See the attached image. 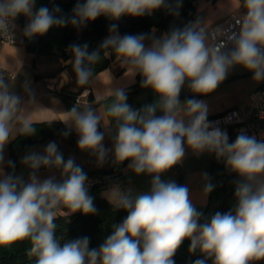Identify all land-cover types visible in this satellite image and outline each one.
<instances>
[{"label": "clouds", "instance_id": "9594fccd", "mask_svg": "<svg viewBox=\"0 0 264 264\" xmlns=\"http://www.w3.org/2000/svg\"><path fill=\"white\" fill-rule=\"evenodd\" d=\"M182 4L183 0H76L68 17L58 5L37 8V0H0V38L7 37L15 53L14 63L6 58V64L22 66L15 47V21L21 16L27 20L23 37L31 41L54 27L70 24L80 29L100 17L115 22L162 8L178 17ZM229 18L227 27H213L198 16L160 36L155 29L151 35H121L112 23L97 49L89 52L87 43L68 46L76 84L89 94L95 65L102 57H114L130 83L139 76L141 89L151 90L155 97L134 108L127 102L126 86L113 87L111 103L97 106L78 97L59 120L65 125L61 136L75 132L78 150L95 157L98 166L111 156L114 165L127 161V170L151 177L147 192L134 193L119 185L108 190L114 206L127 215L112 225L99 248H90L88 237L57 236L58 218L97 213L87 173L74 157L65 160L58 143L49 141L42 153L30 150L21 157V165L29 169L26 179L16 172V162L6 159V147L17 137L37 135L32 116L46 109L36 102L28 81L22 86L25 99L14 90L15 78L0 70V248L27 242V256L34 264H175L176 252L189 240V253L198 250L203 257L193 264H264V134L258 138L242 129L230 141L224 129L209 121L206 101L196 98L215 92L237 67L252 73L255 83L264 82V0H240ZM185 87L192 95L181 101ZM189 151L214 155L237 177L234 203L205 222L189 187L162 179ZM41 168L59 171L60 179L54 174L41 179ZM202 179L208 195L215 185L208 173Z\"/></svg>", "mask_w": 264, "mask_h": 264}, {"label": "crops", "instance_id": "0c3cea01", "mask_svg": "<svg viewBox=\"0 0 264 264\" xmlns=\"http://www.w3.org/2000/svg\"><path fill=\"white\" fill-rule=\"evenodd\" d=\"M240 0H196L194 3L195 14L194 19L198 16L206 18L209 24L213 27L217 26L223 19L234 12L239 6ZM27 23V21H25ZM155 29V35L160 36L163 31ZM22 32V29H21ZM15 47L19 49V58L22 61V66L15 63L11 68L6 64H12L14 61L11 57L15 55L13 45H5L0 50V67L6 70L7 73L14 74V90L16 93L25 97L23 91V84L25 81L30 83V87L35 93L36 102L46 110L38 111L32 119L37 123H61L59 120L65 117L63 111L69 110L75 105L78 97L82 103H94L97 106H103L101 101L111 103L110 88L126 86L128 93V103L134 108H140L142 105L149 104L155 99L153 93L149 89L137 88V76L135 82H131V77L124 72L115 58H108V66L97 73L94 86L91 94L87 90L79 88L76 84V77L72 70V65L68 63L72 58H64L56 53L52 56L35 57L32 53L25 49L23 44V37L17 41L18 34L15 30ZM67 54L70 52L66 50ZM67 76V79L65 78ZM261 83H255L252 80V73L245 71L242 68H235L224 80L217 90L210 95L203 97H196L203 99L209 106V117L218 115L232 107H244L251 101H255L258 95V89ZM83 95V96H82ZM192 94L187 87L182 91L180 99L184 101ZM27 97H25L26 99ZM161 113H157L160 115ZM64 125L63 123H61ZM65 127V125H64ZM102 130V129H101ZM74 141L66 140H52L48 139L43 142H38L28 147L20 156L18 161L17 173H22L25 179L29 175V169L22 166L20 163L21 157L30 150L43 152L44 147L49 141H56L59 145V150L63 153L65 160L68 157H74L75 162L81 166L85 173H96L100 171L111 170L115 165L112 163L111 156L103 166H98L95 157L86 152H81L77 148V136L75 132L72 133ZM105 145L111 147L110 140H105ZM5 157L8 159V145L5 150ZM213 155L204 153L200 156L193 155L190 151L187 152L182 164L173 167L170 171L163 174V180H174L178 184L187 185L191 192V198L199 211L203 213L206 209L208 195L203 193L204 181L202 179L203 173H208L210 176ZM127 161L121 165V170L115 172L114 180L105 188L101 189L99 195L106 200H112L114 205V196L108 190L119 185L121 189H132L134 193L147 192L150 189L151 177L147 175H135L127 170ZM54 174L56 178L59 171L49 172L44 168L39 171L41 179L48 175ZM73 215V214H72ZM201 218V222L203 220Z\"/></svg>", "mask_w": 264, "mask_h": 264}, {"label": "trees", "instance_id": "16d2710c", "mask_svg": "<svg viewBox=\"0 0 264 264\" xmlns=\"http://www.w3.org/2000/svg\"><path fill=\"white\" fill-rule=\"evenodd\" d=\"M196 0H183L180 9V15L174 17L163 8L155 11L152 15L142 17L124 16L119 21H110L105 17L87 23L86 27L77 29L70 24L63 28L54 27L46 35L35 37L31 41L23 37L25 49L35 57L52 56L56 53L64 58H72V54H67L66 50L72 43L84 44L89 46V52L97 49L102 41L109 35V28L112 23L118 25V32L124 34H149L152 28L167 32L171 27H183L189 21L194 20ZM76 0H37L36 7L47 6L50 9L59 6L63 15L71 17L72 9ZM22 18V16H21ZM26 22L21 19L22 30ZM109 64V59L102 57L101 62L95 65V75L104 70ZM137 88H140V77L137 76ZM65 127L61 123H36L37 135L34 137H17L8 145V159L16 162V172L18 168L19 156L31 145L43 142L48 139L66 140L73 142V134L63 138L61 133ZM236 136L231 135L230 141H234ZM121 170V165H115L111 170L98 171L95 174L104 181H108L100 187H95L89 194L94 197V204L97 213L94 215H83L79 212L69 216L67 219L58 218L56 223L60 230L57 236L64 235L66 239H75L79 237H88L90 239V248H99L105 238L111 234L112 225L119 224L126 217L127 213L123 209H117L112 203L99 195L101 189L108 186L114 180V173ZM211 182L215 185L214 190L208 194L206 209L202 222L210 219L217 211L227 212L234 203V184L237 179L234 174H230L224 166V163L212 161L210 170ZM190 241L185 240L174 256L175 264H193L198 258H203L197 250L195 253H189ZM28 243H17L11 247L0 248V264H34V260L27 256ZM209 264L211 262L209 261Z\"/></svg>", "mask_w": 264, "mask_h": 264}, {"label": "built area", "instance_id": "2783aa9c", "mask_svg": "<svg viewBox=\"0 0 264 264\" xmlns=\"http://www.w3.org/2000/svg\"><path fill=\"white\" fill-rule=\"evenodd\" d=\"M230 15L223 19L218 25L227 27L228 23L230 22ZM9 44H12V42L7 37L0 38V50L3 46ZM0 70H2L1 67ZM7 74L14 78V74ZM262 112H264V82H261V85L258 89L257 99L255 101L249 102L244 107H232L218 115L209 117L208 119L209 121L215 122L219 127L224 129L228 133L229 138L231 135L237 136L238 132L242 129L245 130L247 134H255L259 138L261 134H264V119L261 118ZM213 160L219 163L223 162L218 161L214 155ZM87 176L89 191L95 187L102 186L104 182H108L104 181L101 177L95 174L87 173ZM59 179L60 173L57 177V180Z\"/></svg>", "mask_w": 264, "mask_h": 264}, {"label": "rangeland", "instance_id": "374dc122", "mask_svg": "<svg viewBox=\"0 0 264 264\" xmlns=\"http://www.w3.org/2000/svg\"><path fill=\"white\" fill-rule=\"evenodd\" d=\"M21 19L23 21H27L25 17L22 16L17 18V20L15 21V23L18 25L17 29H16V32L18 34V38H17V41H19L21 39V35H22V32H21V29H22V26H21Z\"/></svg>", "mask_w": 264, "mask_h": 264}]
</instances>
